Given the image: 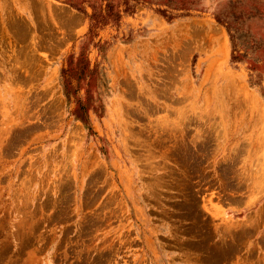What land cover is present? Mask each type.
Here are the masks:
<instances>
[{
  "label": "rangeland",
  "instance_id": "1",
  "mask_svg": "<svg viewBox=\"0 0 264 264\" xmlns=\"http://www.w3.org/2000/svg\"><path fill=\"white\" fill-rule=\"evenodd\" d=\"M66 1L0 0V264H264V0Z\"/></svg>",
  "mask_w": 264,
  "mask_h": 264
},
{
  "label": "trees",
  "instance_id": "2",
  "mask_svg": "<svg viewBox=\"0 0 264 264\" xmlns=\"http://www.w3.org/2000/svg\"><path fill=\"white\" fill-rule=\"evenodd\" d=\"M70 6L74 7L78 11L82 12L87 16L88 19V27L87 32L89 34H93L94 30L104 24L113 22L116 23L120 17L121 12L130 13L133 10V4L128 0H120L117 4L113 3L112 0H98L97 3L91 2L90 12H86L84 7L81 4H75L70 0L66 1ZM119 3L123 5L120 9ZM158 11L166 16L167 18H171V14H166L163 9H158ZM219 20V18H217ZM228 29V34L230 38L231 52H230V61L236 62L242 60L243 57H247L248 49H252L248 44V40H243L244 35L240 37L237 34L236 30L230 28L228 24H225ZM242 49V51H241Z\"/></svg>",
  "mask_w": 264,
  "mask_h": 264
}]
</instances>
